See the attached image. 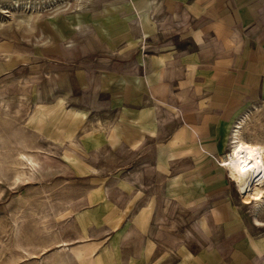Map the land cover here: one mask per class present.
Masks as SVG:
<instances>
[{"label": "crops", "instance_id": "crops-1", "mask_svg": "<svg viewBox=\"0 0 264 264\" xmlns=\"http://www.w3.org/2000/svg\"><path fill=\"white\" fill-rule=\"evenodd\" d=\"M97 1L67 27L39 127L72 176L97 179L103 212L76 215L81 234L96 223L102 246L139 264H263L221 160L235 141L263 157L244 139L264 140L251 120L264 103V1Z\"/></svg>", "mask_w": 264, "mask_h": 264}, {"label": "rangeland", "instance_id": "rangeland-1", "mask_svg": "<svg viewBox=\"0 0 264 264\" xmlns=\"http://www.w3.org/2000/svg\"><path fill=\"white\" fill-rule=\"evenodd\" d=\"M97 2L0 0V264H139L127 250H114L109 242L102 246L103 230L96 223L89 225V237L81 234L76 215L92 210L86 218L96 222L103 212L97 210L102 197L97 179L82 182L72 176L65 147L39 131H48L53 104H48L47 89L55 73L51 63L62 62L55 55L58 47L73 35L70 24L81 29L79 13ZM65 12L74 15L64 18ZM251 120L258 123L256 135L264 139V103ZM244 140L263 155L254 148L262 192L244 198L232 180L242 201L238 209L243 223L264 264V140ZM198 229V222L186 227V240Z\"/></svg>", "mask_w": 264, "mask_h": 264}, {"label": "bare ground", "instance_id": "bare-ground-1", "mask_svg": "<svg viewBox=\"0 0 264 264\" xmlns=\"http://www.w3.org/2000/svg\"><path fill=\"white\" fill-rule=\"evenodd\" d=\"M22 159H29L20 154ZM222 165L236 182L239 193L244 198L258 196L262 192L261 169L258 154L250 145L235 141L229 157L221 160Z\"/></svg>", "mask_w": 264, "mask_h": 264}]
</instances>
